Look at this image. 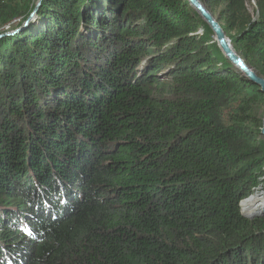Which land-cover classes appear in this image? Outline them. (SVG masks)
<instances>
[{
	"label": "trees",
	"instance_id": "obj_1",
	"mask_svg": "<svg viewBox=\"0 0 264 264\" xmlns=\"http://www.w3.org/2000/svg\"><path fill=\"white\" fill-rule=\"evenodd\" d=\"M35 1L0 0V34ZM201 1L264 77V0ZM17 30L0 37V264H264V215L239 208L264 93L187 0H42Z\"/></svg>",
	"mask_w": 264,
	"mask_h": 264
},
{
	"label": "water",
	"instance_id": "obj_2",
	"mask_svg": "<svg viewBox=\"0 0 264 264\" xmlns=\"http://www.w3.org/2000/svg\"><path fill=\"white\" fill-rule=\"evenodd\" d=\"M190 6L197 12L201 19L208 25L213 33L214 40L224 57L236 67L248 80L257 84L260 90L264 93V77L259 76L246 62L245 60L234 50L230 40L226 36L224 29L218 22V20L210 13L209 8L204 5L201 0H187ZM41 0H36L35 3L28 10L26 15L21 18L16 29L5 31L0 34V37L11 35L17 32L19 28L25 27L31 17L35 14L40 6ZM260 134L264 138V114L262 117V126L260 128ZM245 216V215H244Z\"/></svg>",
	"mask_w": 264,
	"mask_h": 264
},
{
	"label": "rangeland",
	"instance_id": "obj_3",
	"mask_svg": "<svg viewBox=\"0 0 264 264\" xmlns=\"http://www.w3.org/2000/svg\"><path fill=\"white\" fill-rule=\"evenodd\" d=\"M42 1V0H41ZM35 3V2H34ZM41 4V3H40ZM246 6H247V8H248V10H249V12L251 13V15L253 16V14H257L258 13V11H259V9H258V6H257V1L256 0H246ZM206 7H208V6H206ZM37 13V11L35 12V14ZM35 14L31 17V19H30V21H32L33 19H34V16H35ZM26 15V14H25ZM216 19H217V17H216V15H214V14H212ZM24 17V16H23ZM203 21V20H202ZM204 22V21H203ZM205 23V22H204ZM205 25L206 26H208L206 23H205ZM16 28H18V27H15V26H13V27H9L8 25H5V26H3L2 27V29H3V31L5 32V31H10L11 29H16ZM199 32L201 33V32H203V29L201 28L200 30H199ZM256 187L257 188H259L260 189V192H264V169L260 172V173H258V178H257V185H256ZM256 189V188H255ZM250 191H252V190H250ZM250 193L251 192H249V194L248 195H246L244 198H242L241 200H243V199H245V198H247L249 195H250ZM264 197V196H263ZM240 202V201H239ZM240 204V203H239ZM240 212L243 214V215H245L246 217H249V218H253L254 216H256V215H252V216H248L247 215V213H245L244 211H241L240 210ZM261 215H264V213H262ZM10 249H7L6 250V252H5V254L8 256V262H7V264H11V260H15V256H10L9 254H8V251H9ZM11 258V259H10Z\"/></svg>",
	"mask_w": 264,
	"mask_h": 264
},
{
	"label": "bare ground",
	"instance_id": "obj_4",
	"mask_svg": "<svg viewBox=\"0 0 264 264\" xmlns=\"http://www.w3.org/2000/svg\"><path fill=\"white\" fill-rule=\"evenodd\" d=\"M242 206L245 213H247V215L249 216L257 215V214L260 215L264 213V198L251 196L242 204ZM0 248L4 249L1 244H0Z\"/></svg>",
	"mask_w": 264,
	"mask_h": 264
},
{
	"label": "built area",
	"instance_id": "obj_5",
	"mask_svg": "<svg viewBox=\"0 0 264 264\" xmlns=\"http://www.w3.org/2000/svg\"><path fill=\"white\" fill-rule=\"evenodd\" d=\"M256 185H257V182H256V184H255L254 186H252V188H251L252 191H250L251 193H250V195H249L247 198H245V199H243V200H240V202H239V203H240V204H239V208H240L241 211H244L243 206H242V201H244V200L250 198L251 196L264 198V197H263V196H264V192H260V189L257 188ZM255 188H256V189H255ZM255 199H256V198H255ZM244 212H245V211H244Z\"/></svg>",
	"mask_w": 264,
	"mask_h": 264
}]
</instances>
